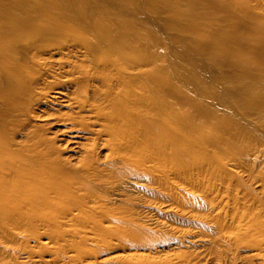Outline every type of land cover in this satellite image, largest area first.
I'll list each match as a JSON object with an SVG mask.
<instances>
[{"label": "bare ground", "instance_id": "6f19581e", "mask_svg": "<svg viewBox=\"0 0 264 264\" xmlns=\"http://www.w3.org/2000/svg\"><path fill=\"white\" fill-rule=\"evenodd\" d=\"M225 2L235 18H221L214 0H0V251L32 237L52 241L50 259L64 264H100L98 254L119 247L125 264H238L246 245L264 264V221L245 208L243 223L236 199L222 206L203 189L239 186L228 165H245L232 141L243 133L206 111L180 71L214 102L226 94L144 20L149 7L204 38L238 75L236 96L248 95L240 106L263 115L264 0ZM188 3L197 13L189 20L180 11ZM143 203L158 216L212 223V236L176 219L164 225L207 247L155 256L158 241L135 223Z\"/></svg>", "mask_w": 264, "mask_h": 264}, {"label": "rangeland", "instance_id": "374dc122", "mask_svg": "<svg viewBox=\"0 0 264 264\" xmlns=\"http://www.w3.org/2000/svg\"><path fill=\"white\" fill-rule=\"evenodd\" d=\"M214 1L224 5L222 11L218 13L221 18L227 17L228 15L234 18L236 17L235 10L232 7L229 12L226 11L225 0ZM178 2L184 3L186 0H178ZM207 6L210 8L214 7L210 2ZM145 10L144 20L146 27L156 30L158 32L156 34L162 36L165 41L173 42L171 48L179 60H185L190 65L194 64L193 69L196 73L201 74L205 82L208 81V83H212L216 91L221 90L224 95L226 94V101L214 102V98L209 96V94L199 86L198 80H196L195 77L190 78L187 75L188 73L180 71L184 74L182 75V73H180L182 79L187 80L185 83L196 100H198L209 113L215 112L220 118L231 119L240 128V130L238 128L233 129L243 133L241 138L242 141H237V138H233L232 141L234 146L241 147L242 152L245 151L246 155L243 157L245 165L243 167H237L233 162H229L230 165H228L233 175L232 183L238 180L239 186L235 187L230 185L227 179L225 181L222 180V182H215L212 180L210 187H203L204 191H207L206 194L209 195L210 198L212 197L215 202L219 201L217 203H220L222 206L227 205L229 208H233L232 200L230 201L229 199H236L237 207L235 208L238 210V213H241V215L245 213L246 215L247 211L248 213L250 212L248 209H251L252 212L250 213L252 216H257V218L264 221V114L259 115L240 106L241 99L247 100L248 95L243 94L241 96H236L239 82L238 75L227 65L221 55L214 52L212 47L203 41L204 38L202 37L204 32H201L200 35L202 40L197 41L192 37L189 31L183 28L170 25H168V27L163 15L158 12V10L150 9L149 7L145 8ZM180 11L183 12L187 20L191 17L190 13L192 15L197 14L191 12L189 3L185 6L182 5ZM201 17L203 18V16ZM159 21L161 23H159ZM180 70H182V68ZM39 123L44 124L42 122ZM233 129L227 134L229 139L236 135ZM195 144L198 145L197 142H195ZM252 145L256 148V151H250ZM213 184L216 185L214 186ZM234 187L235 190L231 191ZM130 191L133 203L138 204L136 202V190L130 188ZM145 199L147 200L148 198ZM146 205L147 204L143 203L140 208L141 211L138 212L139 220L135 221V223L137 222L136 224H139L140 227L147 228L150 232V236L158 241L155 247V256L163 258L167 254L187 251L188 249L203 250L207 247V243L196 242L195 240L191 242L189 240L190 238H185V234L183 235L184 237L179 240L178 238L181 237H179L178 234L164 227L166 223L169 224V222L175 221V215L160 213L158 216L157 213L151 211L152 209L147 211L146 209L148 208H145ZM142 209H144V212ZM213 215H215V213ZM246 216L247 219H245L243 223L248 222V217H252L250 214ZM176 224L184 231L188 230L200 234L205 230L210 236L215 232V227L212 223H206L205 220L200 218H189L186 215L178 217L176 219ZM117 239L118 236L109 238V240L114 243V246L117 244V241L118 244H121ZM210 241L211 238H206V242L209 243ZM45 242L48 243L44 245ZM92 243L93 242L89 240L88 246H91ZM6 248L7 249L0 251V264H64V262L50 259L51 257L48 251L53 250V242L46 238L42 240L41 245H39L37 240L32 239V237H20L14 239V242H11ZM122 249L119 247L114 250V252L98 254L96 256L97 262H101L100 264H125L126 259L124 256L127 252H124L125 249ZM250 251L251 250L246 245H241L235 250V253L239 256L237 260L238 264H258V259L251 257L252 254H250Z\"/></svg>", "mask_w": 264, "mask_h": 264}]
</instances>
